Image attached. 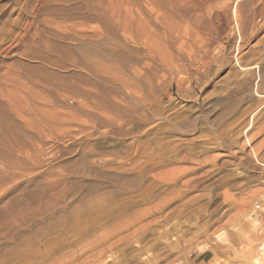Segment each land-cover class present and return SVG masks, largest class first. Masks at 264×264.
<instances>
[{
	"label": "rangeland",
	"instance_id": "obj_1",
	"mask_svg": "<svg viewBox=\"0 0 264 264\" xmlns=\"http://www.w3.org/2000/svg\"><path fill=\"white\" fill-rule=\"evenodd\" d=\"M263 245L264 0H0V264Z\"/></svg>",
	"mask_w": 264,
	"mask_h": 264
},
{
	"label": "bare ground",
	"instance_id": "obj_2",
	"mask_svg": "<svg viewBox=\"0 0 264 264\" xmlns=\"http://www.w3.org/2000/svg\"><path fill=\"white\" fill-rule=\"evenodd\" d=\"M255 212V211H254ZM256 213V212H255ZM254 216V215H253ZM255 218V217H254ZM63 244V243H62ZM264 246V245H263ZM262 246V247H263ZM264 248V247H263ZM254 264H261V261H260V259L258 258V257H256L255 259H254Z\"/></svg>",
	"mask_w": 264,
	"mask_h": 264
}]
</instances>
